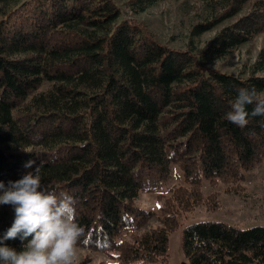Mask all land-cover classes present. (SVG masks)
<instances>
[{
    "label": "trees",
    "instance_id": "obj_1",
    "mask_svg": "<svg viewBox=\"0 0 264 264\" xmlns=\"http://www.w3.org/2000/svg\"><path fill=\"white\" fill-rule=\"evenodd\" d=\"M162 1L127 7L136 15ZM205 2L214 24L195 25L192 38L233 20L179 49L122 18L115 0H0V181L37 166L50 190L77 199L81 242L108 264H168L178 227L185 264H264V226L184 221L214 206L200 180L235 191L264 157V117L244 128L226 119L239 88L264 98V46L236 73L210 67L264 31V0ZM174 165L188 188L168 184ZM156 184L168 193L160 225L143 232L152 214L135 202ZM14 215L0 206V239Z\"/></svg>",
    "mask_w": 264,
    "mask_h": 264
},
{
    "label": "rangeland",
    "instance_id": "obj_2",
    "mask_svg": "<svg viewBox=\"0 0 264 264\" xmlns=\"http://www.w3.org/2000/svg\"><path fill=\"white\" fill-rule=\"evenodd\" d=\"M128 1L115 0L122 18L142 23L159 43L179 49L187 48L189 42L197 48L201 47L214 33L233 20L226 19L211 30L192 38L190 32L195 25L209 21L211 25L214 24L206 0H164L144 13L136 15L132 14L127 7ZM263 46L264 31L237 51L211 63L210 67L227 73H236L244 64L252 62ZM184 180V171L180 166L174 165L168 184L188 188ZM199 189L203 199L209 195L212 196L214 206L209 208L211 211L204 213L206 207L198 205L191 210L190 218L184 221L191 222L199 216H209L244 226L255 224L264 226V157L252 172L246 175V181L235 191L227 189L226 185L221 183L211 188L204 180L199 181ZM167 194L166 187L161 184L153 185L152 190L139 194L135 204L139 209L147 210L149 214H152L145 220L143 232H148L150 228L160 225L159 208ZM0 206H7L13 211L9 205ZM180 230L181 228L178 227L169 235L168 264H185L180 245ZM106 257L103 249L87 247L80 242L74 264H108Z\"/></svg>",
    "mask_w": 264,
    "mask_h": 264
},
{
    "label": "clouds",
    "instance_id": "obj_3",
    "mask_svg": "<svg viewBox=\"0 0 264 264\" xmlns=\"http://www.w3.org/2000/svg\"><path fill=\"white\" fill-rule=\"evenodd\" d=\"M249 105H254L251 112ZM230 109L226 119L244 128L249 117H264V98L254 87H242ZM34 163L27 162L25 168ZM77 203L72 195L57 193L43 184L37 166L7 185L0 181V205L11 206L15 214L0 239V264H74L84 234L77 219ZM17 238L22 246L19 251L4 243Z\"/></svg>",
    "mask_w": 264,
    "mask_h": 264
}]
</instances>
